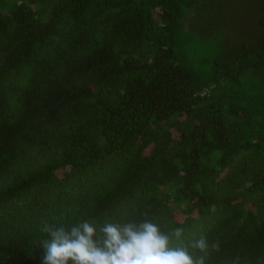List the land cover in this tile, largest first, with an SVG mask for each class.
<instances>
[{
	"label": "trees",
	"instance_id": "1",
	"mask_svg": "<svg viewBox=\"0 0 264 264\" xmlns=\"http://www.w3.org/2000/svg\"><path fill=\"white\" fill-rule=\"evenodd\" d=\"M244 2L0 0V264H40L45 222L145 212L203 235L205 264H264V0Z\"/></svg>",
	"mask_w": 264,
	"mask_h": 264
},
{
	"label": "clouds",
	"instance_id": "2",
	"mask_svg": "<svg viewBox=\"0 0 264 264\" xmlns=\"http://www.w3.org/2000/svg\"><path fill=\"white\" fill-rule=\"evenodd\" d=\"M140 220L104 222L83 219L71 225L45 222L40 264H205L208 244L200 235L185 243V229L162 230L149 213ZM189 247L205 255L194 257ZM215 247V245H214Z\"/></svg>",
	"mask_w": 264,
	"mask_h": 264
},
{
	"label": "rangeland",
	"instance_id": "3",
	"mask_svg": "<svg viewBox=\"0 0 264 264\" xmlns=\"http://www.w3.org/2000/svg\"><path fill=\"white\" fill-rule=\"evenodd\" d=\"M253 3V0H245V2L244 3H242V18L244 19H246V17H248L249 16V14H247L246 12H247V6L248 5H250V4H252Z\"/></svg>",
	"mask_w": 264,
	"mask_h": 264
}]
</instances>
